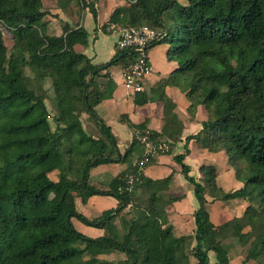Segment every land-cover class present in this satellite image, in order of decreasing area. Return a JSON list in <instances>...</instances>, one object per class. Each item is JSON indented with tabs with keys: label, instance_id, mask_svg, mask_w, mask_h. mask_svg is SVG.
Instances as JSON below:
<instances>
[{
	"label": "trees",
	"instance_id": "1",
	"mask_svg": "<svg viewBox=\"0 0 264 264\" xmlns=\"http://www.w3.org/2000/svg\"><path fill=\"white\" fill-rule=\"evenodd\" d=\"M88 1L77 4L89 8L97 22L95 6ZM125 1L128 5L118 7L108 23L117 30L148 26L161 31L152 47L168 44L167 57L178 64L167 78L135 93L136 105H164V128L161 133L150 130L152 138L168 141L172 151L182 137L184 126L165 92L176 87L190 102L192 117L199 106L208 113L202 130L187 141L195 139L210 153L225 152L243 184L224 192L215 166H203L198 182L184 163L189 150L175 156L199 202L192 249L197 264H210L208 251L215 253L217 264H230L229 239L239 245L253 240L245 260L264 264V0H188L185 5L178 0ZM47 14L42 0H0V264H179L177 255L190 237L175 239L173 226L158 211L172 176L153 180L140 172L138 134L122 153L111 128L96 113L115 89L109 69L126 68L135 53L117 50L108 63L94 64L75 50L89 44L88 31L64 25L50 33ZM3 29L12 35V48L4 42ZM75 102L96 122L98 135L86 131ZM146 126L132 129L140 134ZM113 163L127 168L108 190L92 186L91 170ZM53 172L57 181L50 177ZM207 193L214 200L243 199L247 208L242 216L216 226ZM96 195L115 197L119 204L89 219L76 201L87 203ZM73 218L104 234L84 235ZM117 218L125 221L122 230ZM109 252L125 259L100 258Z\"/></svg>",
	"mask_w": 264,
	"mask_h": 264
},
{
	"label": "crops",
	"instance_id": "2",
	"mask_svg": "<svg viewBox=\"0 0 264 264\" xmlns=\"http://www.w3.org/2000/svg\"><path fill=\"white\" fill-rule=\"evenodd\" d=\"M43 5L48 14L46 21L50 33H57L64 25L72 27H83L89 33V44L87 46L76 45L78 53L89 57L94 64L102 65L108 63L117 53L118 33L115 25L109 24L113 12L118 7L127 6L125 0H98L95 2L97 12V22L89 8L82 10L77 0H55L50 9L47 8L45 0ZM88 2H91L89 0ZM94 2V1H93ZM50 10V11H49ZM107 26L104 28V26ZM53 29H56L54 31ZM169 45L159 44L152 47L149 51V59L152 71L147 78L145 87L152 88L159 81L167 78L178 67V64L169 61L167 57ZM109 73L115 82L113 95L105 99L96 107L97 115L111 128L113 135L117 139L118 147L124 153L132 144L138 131L132 129V125H139L146 122V128L161 133L164 128V105L160 101L150 102L139 106L135 104V93L124 84V68L122 65L113 66ZM103 81V80H102ZM167 96L175 103V113L183 124L181 139L175 143L170 154L162 155L156 161L145 168L144 173L153 180H160L172 176V182L168 189L161 194L158 211L162 220L167 226H173L174 238L190 237L184 249L178 253L179 264H197V259L192 254V249L197 245L193 238L196 231L195 215L199 209V202L195 195L194 186L186 179L183 174L182 166L175 161V156L186 154L184 163L190 167V176L198 182H202L201 168L203 166H215L218 170L217 183L224 192H232L243 187V184L235 178L234 169L228 161L225 152L210 153L207 149L192 139L187 141L189 136H195L202 130V123L207 120L208 113L204 106H199L197 113L192 117L188 112L190 102L186 95L178 88L168 86L165 90ZM73 109L81 115V119L86 131L96 136L99 134L98 126L93 118L87 113L84 106L75 102ZM226 157L228 166H225L221 158ZM127 165L121 163L105 164L95 167L90 172V184L100 190H108L112 181L125 171ZM56 173L57 172H53ZM52 174V173H51ZM51 177V176H50ZM54 180V179H53ZM58 180V178H57ZM54 180V181H57ZM230 180V181H229ZM233 181V182H231ZM209 201V212L212 222L219 226L235 217L243 215L247 208V202L243 199L230 201L214 200L209 193L206 194ZM77 208L86 217L91 211L99 209V218L106 210L116 208L119 201L112 196L96 195L91 197L87 203L77 199ZM89 218V217H88ZM117 218L115 224L122 230ZM76 229L91 238H98L104 234L102 229L90 227L83 222L72 220ZM233 251L230 250L231 263L234 264ZM210 264L213 262L215 253L208 251ZM101 259L117 262L124 260L122 253H107L100 256ZM244 261H246L244 259ZM254 261V260H252Z\"/></svg>",
	"mask_w": 264,
	"mask_h": 264
},
{
	"label": "built area",
	"instance_id": "3",
	"mask_svg": "<svg viewBox=\"0 0 264 264\" xmlns=\"http://www.w3.org/2000/svg\"><path fill=\"white\" fill-rule=\"evenodd\" d=\"M117 33V49L132 50L135 53L134 61L124 68V84L133 93L141 92L152 71L149 51L153 43L161 38L162 32L148 26H129L117 30ZM137 139L143 146V154L138 164L140 172L153 164L160 156L171 153L170 143L165 140H154L149 129L138 134ZM128 177L131 183L134 178L132 175Z\"/></svg>",
	"mask_w": 264,
	"mask_h": 264
},
{
	"label": "rangeland",
	"instance_id": "4",
	"mask_svg": "<svg viewBox=\"0 0 264 264\" xmlns=\"http://www.w3.org/2000/svg\"><path fill=\"white\" fill-rule=\"evenodd\" d=\"M96 1H98V0H96ZM96 1H94V2L91 1V2L95 4ZM187 1L188 0H178V2L181 5H185L187 3ZM45 3H46L47 8L50 9V6H53V4L55 3V0H45ZM53 30L56 31V29H53ZM3 33H4V42H5L6 46L8 48H12V46H13V38H12L11 33L8 30H6V29H3ZM48 96H49V94H48ZM47 103L49 105V108L52 109L50 101H48ZM51 124H52V128H55V124L53 123L52 120H51ZM45 133L48 134L49 132H47V130H45ZM220 161H222L225 166H228V164L226 163L227 162L226 157H224V159L222 157ZM50 176H51L52 179L57 180L56 173H52ZM231 182H233V181H231ZM98 211H100V210L96 209V207H95L94 211L92 210L91 214H89V216H88L89 219H95V217H97L96 215H97ZM75 220L78 221V222H82L78 218H75ZM118 223L121 226L122 224L125 223V221L120 218V219H118ZM227 243H228V245H230V249H234V251H233L234 264H258L257 262L252 261V260L244 261V259H246L248 254L253 249V246H254V241L253 240L249 241L248 243H246L244 245H239L238 242L235 239H229L227 241ZM215 261H216V257H213V262H215Z\"/></svg>",
	"mask_w": 264,
	"mask_h": 264
}]
</instances>
